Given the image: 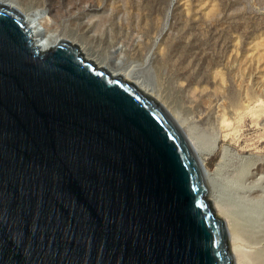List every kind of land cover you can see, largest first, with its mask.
I'll use <instances>...</instances> for the list:
<instances>
[{
  "label": "water",
  "instance_id": "obj_1",
  "mask_svg": "<svg viewBox=\"0 0 264 264\" xmlns=\"http://www.w3.org/2000/svg\"><path fill=\"white\" fill-rule=\"evenodd\" d=\"M0 3V264H234L185 133Z\"/></svg>",
  "mask_w": 264,
  "mask_h": 264
},
{
  "label": "rangeland",
  "instance_id": "obj_2",
  "mask_svg": "<svg viewBox=\"0 0 264 264\" xmlns=\"http://www.w3.org/2000/svg\"><path fill=\"white\" fill-rule=\"evenodd\" d=\"M4 2L22 14L38 2V19L66 36L80 38V23L90 24L85 39L80 40L105 62L115 61L116 66L139 77L159 95L158 102L171 115L184 121L182 130L192 133L203 149H211L209 159L204 160L207 175L213 191L217 190L239 223L241 239L247 243L251 230L254 235L264 236V183L259 185L257 198L241 192L253 180L261 182L259 179L264 178V120L254 128L250 122L241 128L244 139L256 147L241 154L220 142L217 128L186 112L187 100L202 93L215 95L226 88L236 91L245 86L264 90V0H161L155 10L152 0H96L93 7L73 0L75 5L62 7L57 21L50 17L46 0ZM40 30L43 33V27ZM95 37L104 40L98 43ZM139 47L143 49L139 51ZM182 68H186L187 75L179 79L177 73ZM217 72L223 74L222 78L216 76ZM189 74L194 80L182 92L180 84L186 86ZM249 171L254 178L249 177ZM261 239H257V245L249 244L258 248H244L248 264H264Z\"/></svg>",
  "mask_w": 264,
  "mask_h": 264
},
{
  "label": "bare ground",
  "instance_id": "obj_3",
  "mask_svg": "<svg viewBox=\"0 0 264 264\" xmlns=\"http://www.w3.org/2000/svg\"><path fill=\"white\" fill-rule=\"evenodd\" d=\"M4 1L6 0H0V3L2 2V4L15 8L13 5L7 2H4ZM46 1L48 2L47 5L49 7V15L54 21H57L58 18L62 15V7L64 8L66 6L68 7L69 5H75V3H73V0H46ZM79 1L80 3H83V4L89 3V7L95 6V2H96V0H79ZM160 1L161 0H152L151 3H153L154 5L153 6L154 10L158 8ZM37 3L35 2L34 6L29 7L27 10H24V11L22 10L23 15L26 20V26L29 27L33 33V37L35 39L34 40L35 45L39 46L40 49L46 50L54 46L58 41H60L61 38H64L61 40H67L71 44L78 45L79 50L81 51V53H83L85 59L93 61L98 67H101V66L107 67L114 75H121L124 79L128 81H132L141 91H143L145 94H148L150 97H152L154 100L158 102V99H160L159 95H157L152 88H150L148 85L143 83L142 80L139 79V77L133 76L131 72L125 68L118 67L119 65L117 63L116 64L118 66H116L115 61L105 62V59L100 58L98 56L96 50H93V48H91L90 46H87L82 40H80V39H85L84 35L88 34L90 30V26H89L90 24L87 25V24L80 23L79 25V31L81 32L80 38L76 36H70V35L66 36L63 33H59L58 30L54 26L49 25L47 21L42 22L38 19L37 13L35 12L36 9L39 10L38 7H35ZM41 27H43V33H42V30H40ZM146 34L148 36L149 30H147ZM93 39L94 37L91 38V40ZM95 40H97L98 43L100 42L102 43V40L104 39H102L101 37L99 38L95 37ZM105 43H108V42H105ZM170 47H171V44H170ZM142 49L143 48L140 49L139 47L138 50L141 51ZM161 51L162 50H159V54L161 53ZM182 69L180 70L179 73H177L179 79L187 75V72L185 70L186 68L185 69L182 68ZM217 75L219 78L220 77L222 78L223 76L221 72L220 73L217 72L216 76ZM193 78L194 77L189 74L186 79V84H185L186 86L182 87L183 85L181 84L183 83L180 84L182 92L186 90V87L189 86ZM200 78H201L200 80H203L204 76L202 78V75H201ZM254 87L245 86L244 88L238 89L236 91H229L228 88H226L222 91L221 93L222 95L202 93V95H199L195 99L187 100L189 102V105L187 106V108H189V110L191 111L186 110V112L188 114L194 113L196 118L198 119L197 121L199 122L203 121L204 124L213 125L215 129L217 128L220 132V142L229 144L230 146L237 149L239 153L241 154H246L250 150L253 151V149L256 147H253V144L251 143V141L249 143L247 142V140L244 139L245 136L243 135L244 136L243 137L240 133V130H242L241 128L246 127L245 125L247 122L252 123L253 125L251 126V128H254L257 126L258 123H260L259 121L264 120V99H263L264 90L263 88L259 89L258 86H257L258 88L257 87L254 88ZM172 117L176 121V123L179 125V127L182 129L184 127V121L180 120L177 115L176 116L173 115ZM184 133L198 158L199 164L202 168V172L207 181V185L210 191V195L208 196V199L212 201L213 207L216 210V215L221 217L223 221L225 222L226 229L229 235L230 252L234 258V264H248L247 252L244 250V248L246 247L258 248L256 246H249V244H252V245L259 244L260 240L258 242L257 239L261 237L262 238L261 240H264V236L254 235L252 230L250 229L251 231L249 232L251 233L248 235V240L246 241L248 244L245 243L243 239H241L242 232L238 226L239 223L236 222V219L235 217H233L230 210H228L224 206L220 195L216 192L217 190L213 191L211 187L213 186V182L210 180V178L207 175V167H206L207 162L204 161V160L209 159V156L211 155V149L210 148H207V150L203 149L199 145V143L196 141L192 133L190 132H187V133L184 132ZM259 139L261 140V138ZM260 140L258 141L260 142ZM254 176L255 174L249 171V177L254 178ZM259 180H262V181L259 182L258 180H255V181L253 180L249 184V186L246 188L244 187L241 190V192L246 193L250 196L254 195V198H257L256 194L259 191V187H260L259 185L261 183H264V178H260ZM245 232H246V229H245Z\"/></svg>",
  "mask_w": 264,
  "mask_h": 264
}]
</instances>
